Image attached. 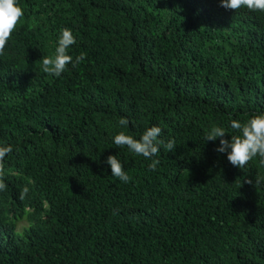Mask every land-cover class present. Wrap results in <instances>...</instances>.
I'll list each match as a JSON object with an SVG mask.
<instances>
[{"label": "trees", "instance_id": "1", "mask_svg": "<svg viewBox=\"0 0 264 264\" xmlns=\"http://www.w3.org/2000/svg\"><path fill=\"white\" fill-rule=\"evenodd\" d=\"M19 4L0 52V145L13 148L0 160V264H264V165L234 167L204 139L264 113V12L219 0ZM62 28L85 58L49 76L42 57ZM153 125L175 148L161 146L150 170L112 136Z\"/></svg>", "mask_w": 264, "mask_h": 264}, {"label": "clouds", "instance_id": "2", "mask_svg": "<svg viewBox=\"0 0 264 264\" xmlns=\"http://www.w3.org/2000/svg\"><path fill=\"white\" fill-rule=\"evenodd\" d=\"M219 5L226 10L246 7L250 10L264 12V0H219ZM23 15L19 0H0V52L4 50L9 37ZM75 42V37L70 29H60L55 41L54 54L50 57H42L44 73L59 77L65 71L66 65L71 64L75 67L81 63L85 58L83 53L75 58L69 54V48ZM128 123L126 118H120L118 121L121 128H126ZM230 127L237 130V134L231 135L230 139L225 138L226 130L224 127L214 125L204 132L205 141L215 143L219 140L215 151L226 154L228 162L234 167L241 168L255 157H259L260 163L264 165V113L255 114L243 123L232 120ZM161 132L162 129L159 126L153 125L146 128L137 139L124 131H120L112 136V143L118 147L126 146L129 152L150 160L151 163L148 164V168L155 170L159 160L154 157L160 151L161 146L168 151L175 148L174 140L169 139L165 143L159 139ZM12 151L13 148L10 145H0V160H3ZM104 163L110 167L111 176L118 178L123 183L129 181L130 177L117 155H109ZM4 187L0 183V190H3ZM29 191L28 186L22 187L19 192V199L24 200Z\"/></svg>", "mask_w": 264, "mask_h": 264}]
</instances>
